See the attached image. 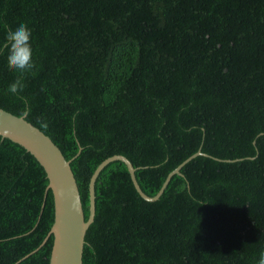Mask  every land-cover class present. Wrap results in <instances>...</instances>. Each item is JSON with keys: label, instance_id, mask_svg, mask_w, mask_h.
Masks as SVG:
<instances>
[{"label": "trees", "instance_id": "obj_1", "mask_svg": "<svg viewBox=\"0 0 264 264\" xmlns=\"http://www.w3.org/2000/svg\"><path fill=\"white\" fill-rule=\"evenodd\" d=\"M31 29L34 68L7 91L6 32ZM0 107L70 158L81 264H257L264 249V0H0ZM0 136V264H47L52 194Z\"/></svg>", "mask_w": 264, "mask_h": 264}, {"label": "water", "instance_id": "obj_2", "mask_svg": "<svg viewBox=\"0 0 264 264\" xmlns=\"http://www.w3.org/2000/svg\"><path fill=\"white\" fill-rule=\"evenodd\" d=\"M0 136L20 144L35 157L45 172L46 188L51 191L53 204L52 221L41 241L48 235L52 237L47 264H81L84 231L94 213V179L108 161L122 160L135 190L147 200L158 196L169 176L178 172L180 165L179 163L168 171L156 192L148 195L138 185L133 172L135 167L126 156L113 153L104 157L95 165L88 178V214L84 218L78 189L69 165L70 158L63 156L47 134L26 120L24 114H15L0 107Z\"/></svg>", "mask_w": 264, "mask_h": 264}, {"label": "clouds", "instance_id": "obj_3", "mask_svg": "<svg viewBox=\"0 0 264 264\" xmlns=\"http://www.w3.org/2000/svg\"><path fill=\"white\" fill-rule=\"evenodd\" d=\"M31 29L25 23H21L15 29L9 30L5 35L8 47L7 64L10 71L17 73L15 80L9 84L7 91L17 94L25 87L23 83L24 73L34 68L31 47ZM257 264H264V249L259 253Z\"/></svg>", "mask_w": 264, "mask_h": 264}]
</instances>
